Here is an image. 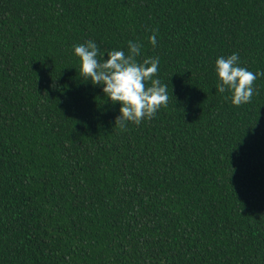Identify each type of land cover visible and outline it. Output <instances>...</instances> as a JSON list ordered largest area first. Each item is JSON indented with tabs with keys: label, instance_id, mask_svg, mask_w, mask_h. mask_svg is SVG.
I'll use <instances>...</instances> for the list:
<instances>
[{
	"label": "trees",
	"instance_id": "1",
	"mask_svg": "<svg viewBox=\"0 0 264 264\" xmlns=\"http://www.w3.org/2000/svg\"><path fill=\"white\" fill-rule=\"evenodd\" d=\"M88 41L142 44L168 106L118 126ZM237 53L264 72V0H0V264H264V78L216 90Z\"/></svg>",
	"mask_w": 264,
	"mask_h": 264
},
{
	"label": "clouds",
	"instance_id": "2",
	"mask_svg": "<svg viewBox=\"0 0 264 264\" xmlns=\"http://www.w3.org/2000/svg\"><path fill=\"white\" fill-rule=\"evenodd\" d=\"M158 35L157 32L151 37L153 47L158 46ZM128 49L127 53L113 50L102 56L100 47L94 41L75 46V55L82 65L81 74L93 86L101 87L113 106H121L117 125L124 128L129 123L140 126L146 119H155L170 101L168 86L158 78L159 58H148L141 64L137 58L142 54L143 45L129 41ZM240 64L237 53L219 58L215 67L217 93L231 94L235 107L252 103L256 95V81L264 78V72L257 74Z\"/></svg>",
	"mask_w": 264,
	"mask_h": 264
}]
</instances>
